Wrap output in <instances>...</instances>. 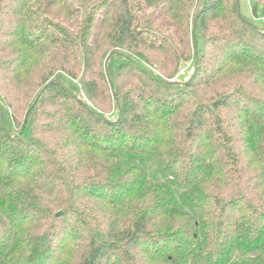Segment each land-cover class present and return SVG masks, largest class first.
Wrapping results in <instances>:
<instances>
[{
  "label": "trees",
  "instance_id": "16d2710c",
  "mask_svg": "<svg viewBox=\"0 0 264 264\" xmlns=\"http://www.w3.org/2000/svg\"><path fill=\"white\" fill-rule=\"evenodd\" d=\"M248 3L0 0V264H264Z\"/></svg>",
  "mask_w": 264,
  "mask_h": 264
},
{
  "label": "rangeland",
  "instance_id": "374dc122",
  "mask_svg": "<svg viewBox=\"0 0 264 264\" xmlns=\"http://www.w3.org/2000/svg\"><path fill=\"white\" fill-rule=\"evenodd\" d=\"M239 6H240V10H241L242 14L248 18H251V11H250L248 0H239ZM255 24L260 26V27H264V18L260 19V20H255ZM181 71H183V74L180 75ZM193 72H194L193 63L188 62V63L182 65L179 68L177 74L172 79H170L169 81L171 83L181 84L183 82L188 81L190 79V77L193 75ZM60 78L65 84H67V86H70V87L75 89V85L69 79L65 78L63 75Z\"/></svg>",
  "mask_w": 264,
  "mask_h": 264
},
{
  "label": "built area",
  "instance_id": "2783aa9c",
  "mask_svg": "<svg viewBox=\"0 0 264 264\" xmlns=\"http://www.w3.org/2000/svg\"><path fill=\"white\" fill-rule=\"evenodd\" d=\"M183 74V71L180 72V75Z\"/></svg>",
  "mask_w": 264,
  "mask_h": 264
},
{
  "label": "water",
  "instance_id": "95a60500",
  "mask_svg": "<svg viewBox=\"0 0 264 264\" xmlns=\"http://www.w3.org/2000/svg\"><path fill=\"white\" fill-rule=\"evenodd\" d=\"M59 215V214H58Z\"/></svg>",
  "mask_w": 264,
  "mask_h": 264
}]
</instances>
